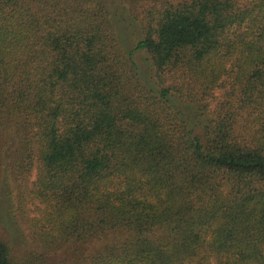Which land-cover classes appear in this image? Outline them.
<instances>
[{"label": "trees", "instance_id": "trees-1", "mask_svg": "<svg viewBox=\"0 0 264 264\" xmlns=\"http://www.w3.org/2000/svg\"><path fill=\"white\" fill-rule=\"evenodd\" d=\"M109 2L0 0L6 228L15 193L44 258L264 264V0H119L151 4L128 52ZM136 51L159 82L180 72L198 86L194 124L171 87L141 83ZM226 87L239 99L209 118L204 102ZM0 264H14L1 239Z\"/></svg>", "mask_w": 264, "mask_h": 264}, {"label": "rangeland", "instance_id": "rangeland-1", "mask_svg": "<svg viewBox=\"0 0 264 264\" xmlns=\"http://www.w3.org/2000/svg\"><path fill=\"white\" fill-rule=\"evenodd\" d=\"M120 5V6H119ZM111 14L115 12V25L121 24V33L124 41L125 51L131 50L135 43L141 38L140 28L145 22V10L151 6L147 2H142L137 5L129 3L120 4L119 0H110L109 2ZM133 60L138 68V76L141 83L147 87L157 90V88H163L164 84L171 87L172 102L178 105L186 114V120L190 121V124H194L195 120L192 116V112L195 111L193 108L197 107L194 102H190L189 98L192 99L197 97L198 86L194 85L193 82L184 74L180 72H168L162 77L163 82H159L157 74L152 68L149 57L142 51H136ZM164 83V84H163ZM178 91V92H177ZM229 88L226 87L222 90H217L212 94L211 98H207L204 102L208 107V117L214 118L217 113H222L221 108L225 102H231L234 99H239L236 92L235 97H231ZM224 107V106H223ZM249 110L245 109L239 113V117L236 118V125L238 136L246 137L251 132V122L253 120L252 114L248 113ZM204 120V119H203ZM204 123V122H203ZM36 177L35 169L30 174V181H34ZM14 207L12 208L13 214H15V221L13 230H9L5 225V204L0 202V211L3 215L0 217V239L5 241L11 252L12 261L14 264H69L67 258L69 257L66 253L59 252L55 256H47L44 258L39 245L35 242L32 237L29 221L37 216V213L32 212L30 205L26 206L25 214L22 215L23 210H18L16 194L13 193L11 197ZM34 209V208H33ZM27 217V219H25ZM28 221V222H27Z\"/></svg>", "mask_w": 264, "mask_h": 264}]
</instances>
